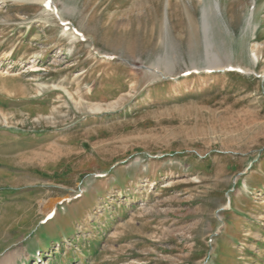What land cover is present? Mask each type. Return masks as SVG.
Here are the masks:
<instances>
[{
  "label": "rangeland",
  "instance_id": "374dc122",
  "mask_svg": "<svg viewBox=\"0 0 264 264\" xmlns=\"http://www.w3.org/2000/svg\"><path fill=\"white\" fill-rule=\"evenodd\" d=\"M219 8L0 0V264H264V0Z\"/></svg>",
  "mask_w": 264,
  "mask_h": 264
},
{
  "label": "bare ground",
  "instance_id": "6f19581e",
  "mask_svg": "<svg viewBox=\"0 0 264 264\" xmlns=\"http://www.w3.org/2000/svg\"><path fill=\"white\" fill-rule=\"evenodd\" d=\"M40 1H42V2H44V1H46V0H40ZM57 4V3H56ZM68 7V6H67ZM216 7L217 8H219V0H216ZM57 9V8H56ZM220 9V8H219ZM68 10H71V7L70 8H68ZM58 12V11H57ZM205 13V12H204ZM58 14V13H57ZM251 14H253V12H251ZM204 15V14H203ZM206 28V27H205ZM209 41H211V40H209ZM211 45H208V47H210ZM214 54V53H213ZM212 54V55H213ZM211 55V56H212ZM258 55H257V53H254V57L256 58ZM209 66V65H208ZM224 66V64L222 63V60L220 59V57L217 55V54H214L213 55V59H212V61H211V64H210V66H209V68H219V67H223ZM229 66H231V67H234V65L233 64H229ZM239 67H241V66H239ZM244 70V69H243ZM248 71H249V69H248ZM53 206V205H52ZM51 207V206H50ZM54 211V207H51V209L50 210H47V215H50L52 212Z\"/></svg>",
  "mask_w": 264,
  "mask_h": 264
}]
</instances>
